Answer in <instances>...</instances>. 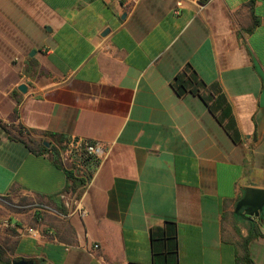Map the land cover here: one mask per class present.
<instances>
[{"label": "crops", "instance_id": "obj_1", "mask_svg": "<svg viewBox=\"0 0 264 264\" xmlns=\"http://www.w3.org/2000/svg\"><path fill=\"white\" fill-rule=\"evenodd\" d=\"M186 66L238 142L176 93ZM71 139L106 153L77 174ZM246 187L264 189V0H0V264H151L169 221L177 264H264Z\"/></svg>", "mask_w": 264, "mask_h": 264}, {"label": "trees", "instance_id": "obj_2", "mask_svg": "<svg viewBox=\"0 0 264 264\" xmlns=\"http://www.w3.org/2000/svg\"><path fill=\"white\" fill-rule=\"evenodd\" d=\"M258 23L259 20L255 18L254 24ZM172 87L178 95L186 92L198 95L230 138L234 142L239 141L240 134L232 115L230 103L217 82L205 83L193 69L186 66L181 73L174 77ZM22 130V127H20L19 131L22 132ZM261 219L260 214L258 215V222ZM252 226L257 236L264 237V233L258 227L255 228L254 220H252ZM151 247V264H177V241L174 222L169 221L163 227L157 226L151 229ZM242 263L254 264L247 254L244 255Z\"/></svg>", "mask_w": 264, "mask_h": 264}, {"label": "built area", "instance_id": "obj_3", "mask_svg": "<svg viewBox=\"0 0 264 264\" xmlns=\"http://www.w3.org/2000/svg\"><path fill=\"white\" fill-rule=\"evenodd\" d=\"M181 2H177V6H180ZM63 159L68 160L73 164L74 171L78 174L77 168H83L84 170L89 167H95L98 159H101L106 153V147L97 141H80L71 139L67 142V146L63 150ZM83 177H86L82 174ZM28 234L32 236L37 235V230L32 228L27 229ZM96 246V245H95Z\"/></svg>", "mask_w": 264, "mask_h": 264}, {"label": "water", "instance_id": "obj_4", "mask_svg": "<svg viewBox=\"0 0 264 264\" xmlns=\"http://www.w3.org/2000/svg\"><path fill=\"white\" fill-rule=\"evenodd\" d=\"M25 85L21 84L19 89H24ZM264 206V189L246 187L242 198L238 200L235 206V211L237 212L242 207L252 208L253 214L257 215L259 211L262 210ZM23 260H18L13 264H23Z\"/></svg>", "mask_w": 264, "mask_h": 264}, {"label": "rangeland", "instance_id": "obj_5", "mask_svg": "<svg viewBox=\"0 0 264 264\" xmlns=\"http://www.w3.org/2000/svg\"><path fill=\"white\" fill-rule=\"evenodd\" d=\"M245 208V207H244Z\"/></svg>", "mask_w": 264, "mask_h": 264}]
</instances>
